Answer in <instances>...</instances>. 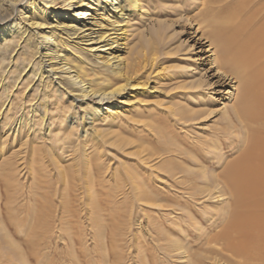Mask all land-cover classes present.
<instances>
[{
    "label": "bare ground",
    "instance_id": "6f19581e",
    "mask_svg": "<svg viewBox=\"0 0 264 264\" xmlns=\"http://www.w3.org/2000/svg\"><path fill=\"white\" fill-rule=\"evenodd\" d=\"M186 1L170 3L176 17L151 18V23L137 35L135 43L127 46L128 17L136 9L144 6L148 9L152 0H0V67L6 61L2 71L8 74L3 76V93L6 94L3 104L9 94L6 93L9 89L6 80L15 70L16 76L11 78L10 88L15 87L17 92L18 84L26 81L32 91L29 99L32 104L25 109V117L22 114L15 121L14 131L20 129L21 132L24 124L31 126L38 117L48 133L51 131L48 125L57 120L52 106L56 104L55 110L62 108L71 115L75 103H85L92 109L89 114L81 111L77 116L76 111L71 115V126L62 131L63 138L71 140L66 147L73 148L78 154L81 144L79 142L77 147L73 135L79 122L84 133L90 134L85 135V139L88 136L91 140L89 157L96 147L94 139L98 138L102 141L100 145L107 142L126 155H136L137 161L155 160L151 166L160 174L178 177L177 183L185 184L182 187L187 189L192 202L216 203L211 212L202 211L203 217L196 214L194 218L188 203L180 206L181 214L190 221L189 225L194 230L196 243L201 246L199 251H192L194 254L187 248L190 246L187 233L186 237L180 238L175 229L154 228L157 241L165 245L170 255L180 256L182 264H264V0H189V8L183 10ZM63 8L64 13H61ZM71 11L76 12L71 14ZM175 25L179 29L186 26L190 35L188 39L192 42L185 47L187 52L189 47L196 46L200 53L197 54L200 62L195 65L197 76L192 74L194 78H185L186 81L177 87L189 89L191 100L196 97L203 99L202 93H208L206 91L221 95L223 104L217 108L222 119L221 127L213 131L219 132L211 133L199 142H194L191 135L179 138L178 132L174 131L175 125H184L188 129L198 124L207 114V109H192L181 101H172V106L163 105V116L149 113L144 115L145 119L140 116L135 120L151 132L150 141L144 140L140 134L136 140L123 136L110 128L111 122L116 125L126 117L136 118L137 113L133 114L132 108L122 112L123 104L130 101L127 97L131 95L129 89L144 87L150 80H141L146 69H155L161 54H168L173 49L166 50L170 37L177 33L176 29L173 30ZM177 52L181 60L192 57L186 52L185 58H181L179 48L172 53ZM191 65L181 66L183 74L192 72ZM153 69L148 71L149 74ZM65 95L70 102L68 106L61 107L59 101ZM49 96L55 101L50 102ZM16 99H8L7 110ZM99 112L108 118L102 124L104 127L93 126ZM221 138L227 142L228 151L235 153L231 158L225 155ZM185 141L184 145L182 142ZM187 144L191 149L186 147ZM190 144L196 145L199 152ZM127 147L134 150L127 152ZM103 151L105 149L99 147V154ZM85 153L83 147L82 156L77 157V164L80 167L85 165L82 172L74 173L62 166L63 174L61 178L59 174L58 180L65 181L68 187L71 179L73 184L69 187L85 188L92 194L98 184L105 188L104 178L95 177L100 178L106 172L104 159L94 160L93 166L89 167L92 161ZM45 157L34 156L31 161L33 174L38 173V170H32L33 165L39 169L43 165L42 168L46 169L51 163L50 156L46 154ZM10 163L3 179V189L0 187V199H5L7 209L11 208L12 192L9 190L18 188L15 176H20L24 169L18 160ZM131 167H126L125 175L132 195L130 204L169 206L165 196L155 192L152 184L138 176L136 169ZM93 195L89 196L86 204L95 207ZM2 213L1 203L0 264L3 263V238L10 248L16 250L14 242L7 235L3 236ZM204 220L212 221L205 224ZM177 227L183 231V226ZM152 228L149 227L150 230Z\"/></svg>",
    "mask_w": 264,
    "mask_h": 264
},
{
    "label": "rangeland",
    "instance_id": "374dc122",
    "mask_svg": "<svg viewBox=\"0 0 264 264\" xmlns=\"http://www.w3.org/2000/svg\"><path fill=\"white\" fill-rule=\"evenodd\" d=\"M179 2L182 4L181 0ZM170 3L174 4V0H152L148 9L145 6L136 9L128 17L127 46L135 43L137 35L143 31L146 25L151 23L149 22L151 18L174 19L176 15L173 6L170 7ZM189 5V0H187L183 4V10L188 9ZM64 9L60 10L61 13H64ZM142 10L145 12L143 13ZM72 12L75 13L76 11H71V14ZM185 27H183L184 29H179L178 25L173 27V30L176 29L177 33L170 37V45L166 50L171 47L173 49L169 50L168 54H161L160 63H157L155 69L152 68L154 71L149 74L148 71L151 72L152 69H146L144 72L146 75L141 78V80L149 78V82L144 87L129 89L131 95L129 94L127 97L130 101L128 104H123L122 112L132 108L133 114L134 112L137 113L136 118L126 117L125 120L121 119L116 125L112 121L111 129L135 140L137 135L140 134L144 137V140L150 141L151 132L145 126L135 123V120L139 119L140 116L145 119L144 115L149 113L163 116L165 111L163 105L172 106V101H181L192 109H207V114L197 122L198 124H193L188 129L184 128V125L176 124L174 131L178 132L179 138L191 135L195 140L194 142H199V140L209 137L211 133L216 134L219 132L213 131L221 127L222 119L217 109L223 104L220 98L221 95L206 91L208 93H202L203 99L196 97L191 100L189 95H192V92L189 89L177 87L182 81L197 76L198 68L195 65L200 62V56L197 55L200 53L196 46L189 47V53L185 48L192 44L191 40L188 39L190 35L186 32ZM42 40L45 39L42 38ZM175 48L180 49L181 58H185L184 53L187 52L192 55L191 59L181 60L178 57V52L172 53ZM18 62L21 67L22 64L20 61ZM6 63L5 61L0 67V187L3 189V179H5V172L8 166L11 165V161L18 160V164L24 166V169L20 173L21 177L15 176L18 179V188L12 187V190H9L13 196L10 197L11 210L5 207L8 205H4L5 199H0V205L1 203L3 205V236L7 235L14 242L16 248V250L13 247L10 248L3 238L2 264H182L183 260L180 256L170 255L166 251L165 245L157 241V234L154 229L156 226H164L168 229L167 231L175 229L180 238L186 237L185 234L187 233V239L190 243V246L187 247L189 252L199 251L198 248H201V246L196 243L194 230L189 225L190 221L181 214L180 206L188 203L187 205L193 211L192 217L194 218L196 214L203 217L202 211L211 212L216 203L207 201V203L196 204L192 202L188 198V193H186L187 189L182 187L185 184L177 183L178 177H175V180L174 177L160 174L159 171L158 174L157 170L151 166L155 160L150 161V158H148L146 162H144L145 160L137 161L136 155H126L124 151L109 145L107 142L100 145L101 140H98V138L94 139L96 147L93 149L94 153L90 154L89 157L92 149V146H89L91 140L88 136L85 139V135L90 134L84 133V127H81L79 122L76 123L78 127H75L73 135L77 147L80 146L79 142L81 144L78 154L73 148L66 147L71 140L68 141V138H63L62 131L64 128L71 126L69 125L71 115H75L76 111L77 116L82 113L81 111L89 114L92 109L87 107L85 103L79 105L73 102L75 108L72 110L71 115V112L67 111V114L62 108L55 110L56 104L52 106L51 110L54 116H57V120L48 125L51 130L48 133H46L44 124L40 123L38 117L33 125L24 124L21 130L22 133L19 132L20 129L18 131L12 130V127L15 129V121L22 114L25 117V109L32 104L29 101L32 91L29 89L30 84L27 85V82L24 83L23 81V83L18 84L17 92H15V87L10 88V86L13 82L11 78L16 76L17 71L15 70L13 74H9V79L6 80L9 89L6 93H9L8 99L11 101L15 97L17 99L13 100L15 103L7 110L8 99L3 104L6 95L3 93V76H8V74L2 71ZM189 64H192L190 67L192 72L183 74L181 66ZM193 67H196L195 70ZM192 74H195L194 77H192ZM152 86L155 87L152 88ZM17 93L19 95H16ZM49 100L50 102L55 101L51 96H49ZM59 102L63 107L68 106L70 100L65 95ZM22 104L23 106H21ZM101 110L105 112V109ZM103 112H99V118L96 119V124L93 123V126L99 127L108 121V118L103 116L105 114ZM117 120L118 118L114 121ZM90 131L88 130V132ZM56 132L58 133L56 134ZM224 138H221V142H223L221 145H225V155L227 158H231L235 153L228 151L227 142L224 141ZM188 139L192 141L190 138ZM182 143L185 145L187 142ZM153 145L155 144L153 143ZM190 145L193 146V150L198 151L196 145ZM188 146L187 144L186 147ZM83 147L86 152L85 156L92 161L88 164L89 167L93 166L94 160L104 159L103 167L106 172L104 171L105 173L100 178L99 176L95 177H98V179L104 178L102 183L105 188L98 184L92 194H89L85 188L75 189V187H69L70 184H73L71 179H69L70 184L68 187L65 185V181L58 180L59 174L60 178L63 174L62 166L74 173L82 172L85 165L80 167L77 164V157L82 154ZM99 147L105 149L101 154H99ZM188 148L191 149L190 146ZM132 149L127 147L125 150L130 152L134 150ZM41 152L42 154H40ZM46 154L50 156L51 161L49 167L46 166V169L49 170L43 169V165L39 169L35 164L32 166V170H38V173L33 174L31 172V161H33L34 156L41 158L45 157ZM128 165H132L131 168L136 169L138 176L146 179L148 184H152L151 186L154 187L155 192L158 191L157 193L165 196L170 205L158 207L149 206L147 203L130 204L132 195L125 177ZM114 168L115 171L113 172ZM216 168L218 169L219 166L217 165ZM92 195L96 200L95 207L86 204L90 199L89 196ZM205 217L207 218L206 213ZM177 225L183 226V231L177 229ZM150 226L151 228L153 226L152 230L149 229ZM192 254L194 253L192 252Z\"/></svg>",
    "mask_w": 264,
    "mask_h": 264
}]
</instances>
